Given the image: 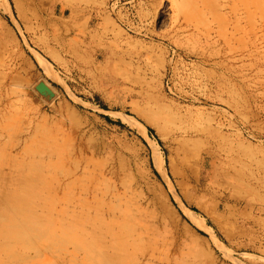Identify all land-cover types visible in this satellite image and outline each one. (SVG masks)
<instances>
[{"label": "rangeland", "instance_id": "obj_1", "mask_svg": "<svg viewBox=\"0 0 264 264\" xmlns=\"http://www.w3.org/2000/svg\"><path fill=\"white\" fill-rule=\"evenodd\" d=\"M228 1L0 0V264H264V0Z\"/></svg>", "mask_w": 264, "mask_h": 264}, {"label": "bare ground", "instance_id": "obj_2", "mask_svg": "<svg viewBox=\"0 0 264 264\" xmlns=\"http://www.w3.org/2000/svg\"><path fill=\"white\" fill-rule=\"evenodd\" d=\"M241 1L242 0H229L228 1V4H230L231 5V8L232 9H236L237 8V6L239 5V3H241ZM235 14V13H234ZM167 113H168V110H167ZM172 115V114H171ZM170 115V116H171ZM176 117V116H175ZM154 117H152V119H153ZM168 118V117H167ZM166 120V119H165ZM172 120H173V118H172ZM168 121V120H167ZM174 122H175V120H174ZM188 122V121H187ZM186 122V123H187ZM191 121H189V123H190ZM176 123V122H175ZM174 123V124H175ZM185 123V122H184ZM183 124V123H182ZM192 124H193V122H192ZM181 125V124H180ZM198 125V124H197ZM183 126V125H182ZM188 126V125H187ZM189 126H191V125H189ZM180 127V126H179ZM184 127H185V124H184ZM193 127V126H192ZM188 128V127H187ZM176 129V128H175ZM189 129H190V127H189ZM198 129H199V127H198ZM187 130V129H186ZM191 131V130H190ZM187 134V133H186ZM173 135H175V134H173ZM201 151V150H200ZM205 153H208V151H204ZM191 157V156H190ZM162 159V158H161ZM185 159V158H184ZM183 161V160H182ZM190 161V158H189V156H188V159H187V162H189ZM181 163H184V162H181ZM190 163V162H189ZM157 164L160 166L161 165V162L160 161H158L157 162ZM180 167V166H179ZM161 168V167H160ZM181 170V169H180ZM183 170V169H182ZM196 171V170H195ZM174 173L177 175V173L174 171ZM170 175V174H169ZM168 178V177H167ZM185 179V178H184ZM187 183V182H186ZM189 183V182H188ZM190 184V183H189ZM189 184L188 185H186L185 183L183 184V182H181V181H178V185H179V187H181L182 188V190H185V191H187L186 190V186H189ZM186 185V186H185ZM175 187V186H174ZM186 187V188H185ZM176 191V190H175ZM182 198V197H181ZM186 203V202H185ZM187 205V204H186ZM189 205H192V204H189ZM198 207L200 208V210H203L204 208H203V206L201 205V204H199L198 205ZM219 207H220V204L219 203H216V206H215V209L216 210H218L219 209ZM183 208V211H184V214L186 215V217H188L195 225H197V226H199V227H201V228H205L206 230H208L209 232H213L212 231V227L211 226H209V225H207V224H205L202 220H200L198 217H197V215L195 214V211L193 210V208L192 209H190L189 207H187V206H183L182 207ZM225 226V225H224Z\"/></svg>", "mask_w": 264, "mask_h": 264}]
</instances>
